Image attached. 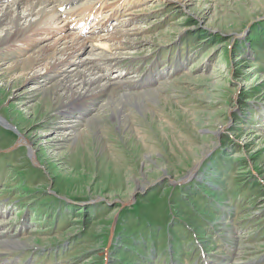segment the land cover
<instances>
[{
	"label": "rangeland",
	"instance_id": "374dc122",
	"mask_svg": "<svg viewBox=\"0 0 264 264\" xmlns=\"http://www.w3.org/2000/svg\"><path fill=\"white\" fill-rule=\"evenodd\" d=\"M116 1L119 23L94 41H106L112 57L88 65L102 78L101 68L117 63L132 80L157 64L163 72L151 88L123 92H156L172 105L152 103L145 118L132 108L131 130L121 131L100 106L111 88L122 93L123 80L103 76L106 87L94 93L103 101L85 106L73 131L58 130L54 99L28 94L37 79L3 73L12 61L1 55L0 116L20 135L0 125L2 252L18 264H264V0ZM92 7L77 10L76 23ZM53 38L27 37L24 53ZM90 117L98 134L64 138Z\"/></svg>",
	"mask_w": 264,
	"mask_h": 264
},
{
	"label": "bare ground",
	"instance_id": "6f19581e",
	"mask_svg": "<svg viewBox=\"0 0 264 264\" xmlns=\"http://www.w3.org/2000/svg\"><path fill=\"white\" fill-rule=\"evenodd\" d=\"M94 4L96 3L93 2L92 0H12L1 3L0 4V48H4V47L5 48L4 50L3 49L0 50V61H2L1 59L2 53L7 52L8 46L14 43V40H17L19 42L21 41L24 42L25 39L29 37L26 36L27 31H32L33 36L39 35L38 37L40 38V40L45 39V36H47V31H46L47 25L53 24V22L56 19H59V17L64 14H68L72 11L76 12L81 8L84 7L87 8V6H91V5L94 6ZM58 7H64V14L58 11L57 9ZM60 22L61 21L57 20L55 26L57 27L58 23ZM46 39L48 40L47 37ZM89 42L83 38H78V37L76 38L75 35H72L70 33L67 35L64 34L63 36L61 35L55 41L51 43H49L48 41V43L41 45L37 49L35 48V50L30 54H28L26 57L12 61L10 65H8L6 68L3 69V73L11 72L15 69H19L20 73H22L23 75L29 74L32 76L31 77L32 80L37 79L36 82L31 84V87L29 89L30 92H28V94L32 93L33 92L32 90H36L33 94H31L32 97L39 93L41 95V98L45 100H49V99L51 100L53 98L54 99V101H52L54 105L53 109L57 110L58 108H62L66 106V104L68 103L79 101L84 97L92 95L96 93L99 89L103 87L105 88L107 85L106 81L104 82L102 79L103 76L101 75L102 76L101 78L99 76L100 74H96L95 71L88 64L94 62V59H96V57H98L100 54L102 55L104 54L105 55L104 57L106 58L107 57L111 58L112 48H110V46L108 47L106 41L105 42L101 41L98 43L96 42L89 43ZM18 45L19 44H16L12 49L13 50L18 49L19 48ZM114 55H116V53ZM79 64H81L82 66L78 67ZM53 67H59V69L63 70L64 73H62L60 77H58L57 80H55L54 83L51 84L50 86H47V84L45 86L36 85L42 81V80L40 81V79L45 76L46 71H48V69L51 70ZM39 68H42L41 71L39 70ZM38 74L39 77L41 76L40 79L39 77H35ZM109 93L111 95L116 94V96L113 97V95L112 96L109 95L108 101L106 100L107 102L100 107L102 108V110L104 109V113L107 112L106 115H109V118H111V121L114 122L115 125L118 124L119 127L118 129L121 131L123 129H127V131L131 130V128H129L128 118L130 115L131 116L133 115L132 112L133 110L138 114H140V116L138 115L139 117L154 116L149 107L150 104L152 103L159 104L160 101L166 100L165 98L160 97L158 93L150 92V91L131 95V93H126L123 91L122 93H118L116 89L111 88ZM31 96H29V98H31ZM165 102L167 104L172 105L168 101ZM125 105H127L128 108H126ZM162 108L164 109V107ZM167 112L168 113L166 114L170 115V112L169 111ZM181 112L184 113L183 110H181ZM97 114L94 115V117L92 118L93 119L99 118ZM184 114H185L184 116H186V112ZM171 116L174 117L173 114ZM189 116L192 115L190 114ZM92 118L90 117V119L86 121V126L84 130L81 129L77 133L66 131L64 134V138L66 140L71 141L81 136L87 138L90 137V135L93 136L96 135V133L98 134V131L95 129L96 127L92 126V121H93ZM171 123L172 121L170 122V126H167L168 129L173 128L171 127ZM108 125L110 126L109 123ZM161 125H164V123ZM170 132H172L173 135L175 134L173 130H170ZM176 135L179 134L176 133ZM176 137H179L180 139L182 138V136H176ZM22 140L24 141V139ZM31 151L32 150L30 148V155L34 159L33 152ZM197 166L198 164L196 165V168ZM194 171L195 170H192L191 174L194 173ZM138 179L132 178L131 185L143 188V186H141V184L138 183ZM13 242L15 241H12V243ZM1 244H3V247H6L8 243L3 242Z\"/></svg>",
	"mask_w": 264,
	"mask_h": 264
},
{
	"label": "water",
	"instance_id": "95a60500",
	"mask_svg": "<svg viewBox=\"0 0 264 264\" xmlns=\"http://www.w3.org/2000/svg\"><path fill=\"white\" fill-rule=\"evenodd\" d=\"M1 124L3 125L4 123H2V121H1V117H0V125H1ZM197 164H198V163H197ZM197 164H196V165H197ZM196 165L192 168V170H195V169H196ZM197 167H198V166H197ZM192 170H191V171H192ZM177 182H178V181H175L174 183H177Z\"/></svg>",
	"mask_w": 264,
	"mask_h": 264
}]
</instances>
